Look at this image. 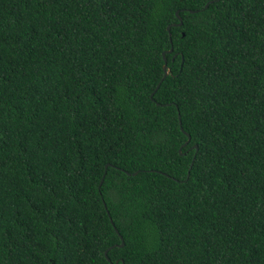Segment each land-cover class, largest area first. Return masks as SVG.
Returning a JSON list of instances; mask_svg holds the SVG:
<instances>
[{"label": "trees", "instance_id": "obj_1", "mask_svg": "<svg viewBox=\"0 0 264 264\" xmlns=\"http://www.w3.org/2000/svg\"><path fill=\"white\" fill-rule=\"evenodd\" d=\"M109 263L264 264V0H0V264Z\"/></svg>", "mask_w": 264, "mask_h": 264}, {"label": "water", "instance_id": "obj_2", "mask_svg": "<svg viewBox=\"0 0 264 264\" xmlns=\"http://www.w3.org/2000/svg\"><path fill=\"white\" fill-rule=\"evenodd\" d=\"M205 6H207V3L205 4ZM175 14L178 16V10H176ZM178 18H179V21H178L177 23H174V24L180 25V24H181V18H180V16H178ZM167 28H169V26H167ZM171 50H172V47H170L166 52H170ZM163 56H164V52H163ZM162 68H163V70H164L163 76H162V78L159 80L158 84L155 86L154 90H156V89L158 88V86H159L161 80H162V79H163V78L169 73V68H168L167 65H166V59H165V58H164V63H163ZM153 93H154V92H152L151 95H152ZM178 122H179V125H181L180 120H179ZM180 128H181V130H183L182 127H180ZM183 132H184V134L187 136V138H186V140L181 144V147H182L183 145L187 144V142H188L189 139H190L189 133H187V132H185V131H183ZM179 150H180V148H179ZM105 167H106V166H105ZM119 236H120V238H121V235H119ZM121 239H122V238H121ZM122 245H123V242H121V243L119 244V246H122ZM109 264H112V263H109Z\"/></svg>", "mask_w": 264, "mask_h": 264}, {"label": "bare ground", "instance_id": "obj_3", "mask_svg": "<svg viewBox=\"0 0 264 264\" xmlns=\"http://www.w3.org/2000/svg\"><path fill=\"white\" fill-rule=\"evenodd\" d=\"M123 242V241H122ZM120 244V243H119ZM105 255H106V252H105Z\"/></svg>", "mask_w": 264, "mask_h": 264}]
</instances>
